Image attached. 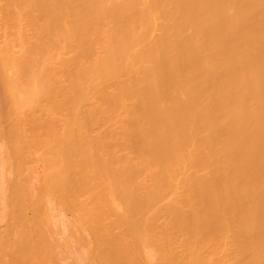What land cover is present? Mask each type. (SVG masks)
<instances>
[{"label": "bare ground", "instance_id": "bare-ground-1", "mask_svg": "<svg viewBox=\"0 0 264 264\" xmlns=\"http://www.w3.org/2000/svg\"><path fill=\"white\" fill-rule=\"evenodd\" d=\"M0 264H264V0H0Z\"/></svg>", "mask_w": 264, "mask_h": 264}]
</instances>
